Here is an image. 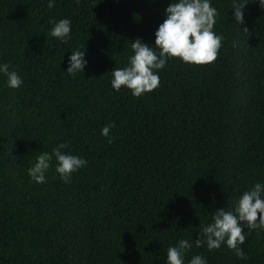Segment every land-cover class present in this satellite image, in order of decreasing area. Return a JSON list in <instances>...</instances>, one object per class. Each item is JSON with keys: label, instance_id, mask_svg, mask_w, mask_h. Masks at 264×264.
<instances>
[{"label": "trees", "instance_id": "obj_1", "mask_svg": "<svg viewBox=\"0 0 264 264\" xmlns=\"http://www.w3.org/2000/svg\"><path fill=\"white\" fill-rule=\"evenodd\" d=\"M170 0H0V264H164L167 248L194 240L215 210L264 183V8H244L247 32L232 24V0H211L223 37L217 59L170 60L158 88L134 98L110 87L131 42L154 44ZM71 21V39L51 36ZM86 49L84 73L65 71ZM110 123L111 143L101 135ZM66 142L87 160L62 182L27 168L40 151ZM246 231L247 261L225 246L187 253L208 264H264V230Z\"/></svg>", "mask_w": 264, "mask_h": 264}, {"label": "clouds", "instance_id": "obj_2", "mask_svg": "<svg viewBox=\"0 0 264 264\" xmlns=\"http://www.w3.org/2000/svg\"><path fill=\"white\" fill-rule=\"evenodd\" d=\"M118 2V0H117ZM250 0H232L230 9L233 10V25L238 33L247 32L244 25V8ZM264 8V0H258ZM49 8L54 6V0H48ZM164 20L155 31L154 44L149 45L139 38L131 42L132 54L127 57L124 67H114L111 72L110 87L116 92L121 88L130 91L134 98L143 97L158 88L160 84L159 70L165 68L170 60L181 63L202 66L217 59L222 47L223 37L214 31L217 9L211 0H170L164 9ZM71 21L67 18L53 22L51 36L61 43L71 39ZM67 58L66 73L75 77L84 73L88 60L85 58L86 49L70 51ZM0 76L4 77L5 85L10 89H19L23 80L18 72L7 62H0ZM114 123L105 125L101 135L109 143L111 128ZM69 145L58 143L50 152L40 151L35 162L27 168L31 182L46 183V173L54 168L59 179L70 183L73 173L87 165V160L79 155L65 151ZM264 230V183L255 182L251 187L242 191L230 206L214 211L211 220L200 225V232L194 240L180 238L174 245L167 248L164 264H185L187 253L195 245L196 248L206 246L209 252L225 246L239 260L247 261L242 245L246 231ZM187 264H208L207 259L199 254L193 255Z\"/></svg>", "mask_w": 264, "mask_h": 264}]
</instances>
